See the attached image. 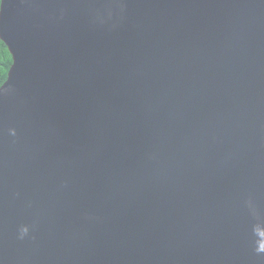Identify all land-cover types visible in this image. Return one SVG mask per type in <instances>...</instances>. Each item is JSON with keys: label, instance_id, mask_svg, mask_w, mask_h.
<instances>
[{"label": "water", "instance_id": "95a60500", "mask_svg": "<svg viewBox=\"0 0 264 264\" xmlns=\"http://www.w3.org/2000/svg\"><path fill=\"white\" fill-rule=\"evenodd\" d=\"M0 264H264V0H0Z\"/></svg>", "mask_w": 264, "mask_h": 264}, {"label": "trees", "instance_id": "16d2710c", "mask_svg": "<svg viewBox=\"0 0 264 264\" xmlns=\"http://www.w3.org/2000/svg\"><path fill=\"white\" fill-rule=\"evenodd\" d=\"M12 64V58L7 47L0 40V87L7 78V73Z\"/></svg>", "mask_w": 264, "mask_h": 264}]
</instances>
